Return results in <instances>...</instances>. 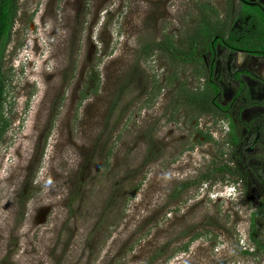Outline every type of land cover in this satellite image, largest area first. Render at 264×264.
I'll return each mask as SVG.
<instances>
[{
	"label": "rangeland",
	"instance_id": "obj_1",
	"mask_svg": "<svg viewBox=\"0 0 264 264\" xmlns=\"http://www.w3.org/2000/svg\"><path fill=\"white\" fill-rule=\"evenodd\" d=\"M227 4L18 0L3 61L9 125L0 139V264H149L158 251L151 264H264V247L244 253L254 247L252 220L264 244L257 199L264 168L248 172L246 196L226 175L170 198L212 161L230 163L233 150L264 160L257 121L250 132L240 124L241 101L230 115L188 103L206 88L213 27L226 21L225 37L242 29L239 4ZM191 38L200 47L194 59L142 50L159 41L188 50ZM242 68L264 79V55L216 46L214 72L227 86L220 102L232 99L231 75ZM262 114L264 107L252 108L243 117ZM212 116L228 128L235 122L238 132L204 129ZM150 135L155 154L147 160Z\"/></svg>",
	"mask_w": 264,
	"mask_h": 264
},
{
	"label": "trees",
	"instance_id": "obj_2",
	"mask_svg": "<svg viewBox=\"0 0 264 264\" xmlns=\"http://www.w3.org/2000/svg\"><path fill=\"white\" fill-rule=\"evenodd\" d=\"M17 11H18V0H0V139L7 131L9 125V121L5 117V112H4V104H5V96H6V78L3 71V61L7 46L11 41L12 29L17 15ZM228 15H229V19H231L232 13L230 11L228 12ZM203 20L204 21L206 20L205 22H208L205 16H203ZM222 23H223L222 26L223 25L224 26L223 27L221 26L220 29L216 28V26L213 27L215 32L210 33V39L206 43V48L210 47L212 45L211 44L212 42L216 44L217 42L221 41L220 39H224L225 43L228 46L231 47L242 46L247 52L255 53L257 52L256 49L264 50V35L263 37L260 36L257 40H251L250 38H239V34L230 29L231 27L230 24L229 25L230 31L228 30L229 35L225 37L224 31L228 28V24L225 21ZM254 24L257 26L258 29H261L262 32H264V16H261L259 20H255ZM217 37L220 38L216 39ZM189 45L190 48L188 50H182V49H178L170 41H161V42L159 41V42L143 44L142 50L144 51V53H147L148 51L154 48L162 49L167 51L171 55L172 60L194 59L196 55L200 53L198 39L191 38ZM243 71L247 72L246 70ZM220 92L221 89L218 88L217 85L208 82L204 90L198 91L196 93L192 91V94L187 96L188 103L198 108L201 111H207L211 113H222L223 106L219 104ZM230 128H233L235 133L238 132V130H236L237 127L234 123L231 124ZM206 136H208L207 138L211 139L209 134ZM235 137L238 138L236 144L239 143L240 140H243V135L241 137L238 136ZM148 141L150 147L148 148L149 154L147 156V160H150L151 157L155 154V152L152 151L151 149L152 148L151 145L153 144L152 135L149 136ZM230 154H231V158H230L231 164L225 163L222 164L221 166L218 165L212 166V163L214 162L212 161L210 166L207 167V169L204 172H201L196 178L188 179L175 186L172 192L170 193V198L176 199L182 193H184L189 188H192L193 186H198L199 184L204 183L205 181H210V180L213 181L221 177L225 178L226 175H230V177H232L231 179H233L235 182H240L243 188V194L244 196H246L248 194V172L254 171L255 169H259V168H264V160L260 159L259 163L257 164L253 162L254 158L252 157L247 160H244L241 152L237 153L235 150H233V152H231ZM219 174H221V176ZM260 185H261V189L258 192L257 199L260 202L259 209L261 211H264V181H261ZM252 201L253 199L252 200L246 199V204L252 206L251 205ZM249 238L251 239L252 244L254 246L252 247L253 251L246 248L244 253L257 254L261 250V248L264 247V244H260L255 237V225L253 220L249 225ZM160 254L161 252L158 251L155 255H153V257L149 260V264H151L154 261V259H156Z\"/></svg>",
	"mask_w": 264,
	"mask_h": 264
},
{
	"label": "flooded vegetation",
	"instance_id": "obj_3",
	"mask_svg": "<svg viewBox=\"0 0 264 264\" xmlns=\"http://www.w3.org/2000/svg\"><path fill=\"white\" fill-rule=\"evenodd\" d=\"M232 2L234 3L237 2L240 6L239 20H241L243 24L241 26L242 29L236 31L239 34V38H250L251 40H257L260 36L263 37L264 32H262L261 29L257 28V26L254 24V21L259 20L261 16H264V1L228 0L227 5L229 8H232V6L234 7V3ZM205 17L208 19L207 15H205ZM232 17L234 16L232 15ZM226 18L227 19L229 18L228 13ZM218 38L220 37H217L216 39ZM220 40L221 41L217 42L216 44L212 42L211 43L212 45L206 48V50L210 54L211 62L207 64L210 73L207 80L204 81V83L206 82L207 84L208 82H211V84L217 85L218 88L221 89L219 96L223 97L224 99V97H226V92L224 91L225 88L227 87L225 85L226 83L224 84V82L220 78V75L214 72L215 61H216V46L218 44H221L223 47L229 49L231 53L243 52L252 56L264 55V50L256 49L257 52L251 53L245 51V49L242 46H232L235 47L232 48L231 46H228L225 43L224 39H220ZM243 70H246L247 72H244ZM231 76H232V80L236 83V88L233 90L231 100H228L226 103H223L222 101L219 102V104L223 106L222 113L230 115L233 109L235 108L237 101H241L243 104L239 107L238 116L240 117L239 120L243 130L250 132L253 129L252 124L257 121L255 125V129L258 130V132L261 134L262 140L264 141V114H262L259 117L254 116L251 119L250 118L247 119V117L246 118L243 117L245 111H248L252 108L264 107V79L262 77H259L257 74H255L253 71L247 68L236 69L235 71H233ZM245 76L248 77V80L244 78ZM232 120L234 121V119ZM233 123L236 125L235 122ZM263 146H264V142H263Z\"/></svg>",
	"mask_w": 264,
	"mask_h": 264
},
{
	"label": "clouds",
	"instance_id": "obj_4",
	"mask_svg": "<svg viewBox=\"0 0 264 264\" xmlns=\"http://www.w3.org/2000/svg\"><path fill=\"white\" fill-rule=\"evenodd\" d=\"M213 117V116H212ZM214 118V117H213ZM195 122H197V120H194ZM210 124H215L216 125V127H217V129L218 130H220V131H222V132H224V130H227V128H228V126L226 125V124H222V121L221 120H218V119H212V120H210L208 123H207V125H206V127H204V129H207V127L210 125ZM229 129V128H228ZM202 131H204V130H202ZM211 132H213V130H210ZM204 132H206V133H209L208 131H204ZM203 132V133H204ZM202 133V132H201ZM205 133V134H206ZM205 134H203V135H205ZM210 134V133H209ZM206 135H208V134H206ZM226 188H228V185L226 186ZM228 191V190H227Z\"/></svg>",
	"mask_w": 264,
	"mask_h": 264
},
{
	"label": "bare ground",
	"instance_id": "obj_5",
	"mask_svg": "<svg viewBox=\"0 0 264 264\" xmlns=\"http://www.w3.org/2000/svg\"><path fill=\"white\" fill-rule=\"evenodd\" d=\"M5 176V175H4ZM5 177H3V179H4ZM7 203V202H6Z\"/></svg>",
	"mask_w": 264,
	"mask_h": 264
}]
</instances>
